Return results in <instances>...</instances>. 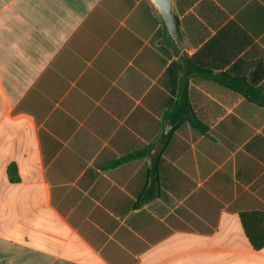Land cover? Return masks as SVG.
I'll return each instance as SVG.
<instances>
[{"label": "crops", "instance_id": "1", "mask_svg": "<svg viewBox=\"0 0 264 264\" xmlns=\"http://www.w3.org/2000/svg\"><path fill=\"white\" fill-rule=\"evenodd\" d=\"M0 0V264H264V0Z\"/></svg>", "mask_w": 264, "mask_h": 264}, {"label": "trees", "instance_id": "2", "mask_svg": "<svg viewBox=\"0 0 264 264\" xmlns=\"http://www.w3.org/2000/svg\"><path fill=\"white\" fill-rule=\"evenodd\" d=\"M242 225L251 245L261 250L264 248V214L259 211H249L241 214Z\"/></svg>", "mask_w": 264, "mask_h": 264}, {"label": "water", "instance_id": "3", "mask_svg": "<svg viewBox=\"0 0 264 264\" xmlns=\"http://www.w3.org/2000/svg\"><path fill=\"white\" fill-rule=\"evenodd\" d=\"M154 3L156 4L165 21L171 39L173 40L174 44L178 45V34L174 18L172 0H154Z\"/></svg>", "mask_w": 264, "mask_h": 264}]
</instances>
